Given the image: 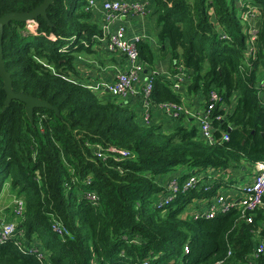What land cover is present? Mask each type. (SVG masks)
Wrapping results in <instances>:
<instances>
[{
  "label": "trees",
  "instance_id": "trees-1",
  "mask_svg": "<svg viewBox=\"0 0 264 264\" xmlns=\"http://www.w3.org/2000/svg\"><path fill=\"white\" fill-rule=\"evenodd\" d=\"M43 1L0 0V17ZM144 1L171 54V76L181 68L186 94L200 91L204 110L217 95L212 143L198 124L169 134L141 125L131 105L75 80L77 57L104 37L88 0H55L48 22H11L1 47L12 90L53 109L36 108L31 120L17 100L3 110L0 79V193L6 186L23 206L16 236L0 244V264H264V252L256 255L264 194L254 211L239 203L213 219L195 203L208 209L264 163V0ZM137 47L151 67L149 46ZM153 79L150 106L183 105L172 80ZM207 168L217 171L210 182L201 177L164 199L170 179L183 183Z\"/></svg>",
  "mask_w": 264,
  "mask_h": 264
},
{
  "label": "built area",
  "instance_id": "built-area-1",
  "mask_svg": "<svg viewBox=\"0 0 264 264\" xmlns=\"http://www.w3.org/2000/svg\"><path fill=\"white\" fill-rule=\"evenodd\" d=\"M89 10L97 6L96 1L88 0ZM103 21L105 27L108 28L109 25L117 21L122 17H134L136 15L144 14L148 11V1L144 0H102L100 3ZM32 22V21H31ZM30 23V22H28ZM30 26V25H29ZM107 51L111 53H117L126 62L127 68L124 71H120L116 74L114 82L107 87L108 93L118 99H126L129 95L140 94L142 99H144V105L147 110L150 109V105L147 102L153 89V77L160 75L154 70L146 72L147 65L141 59L140 53L135 45V41H131L125 35V30L123 28H118L114 32L109 33L105 39ZM173 77V88H179V85L183 83L184 74L181 68L177 69ZM144 76V78H143ZM143 82L141 83V80ZM141 85L136 91L135 86ZM264 85V84H263ZM207 108L202 114L195 116V120L199 126V131L201 137L208 143H212V127L210 125V111L213 109L214 104L218 101L217 95L214 92H210L207 98ZM166 115L172 118H179L181 115H192L187 110V108L181 107L175 104H162L158 105ZM144 121L149 124L148 113H145ZM226 140V135L223 137ZM115 152L114 150H111ZM125 155V154H123ZM254 174L251 179H247V183L239 190V195L241 198L238 200H227L223 196L216 198L214 204L208 207L199 215L202 218L212 219L217 213H225L236 205L241 203L243 212L244 211H254L255 208L260 206L261 197L264 194V163H255ZM201 176H192L183 183H179L176 179L172 178L164 186L166 194L164 199H172L175 195L181 191H186L192 189L197 181H199ZM242 212V213H243ZM198 217V215H196ZM12 223H7L5 226H0V244L11 240L16 236V227ZM264 252V247L259 245L256 249V255Z\"/></svg>",
  "mask_w": 264,
  "mask_h": 264
},
{
  "label": "crops",
  "instance_id": "crops-1",
  "mask_svg": "<svg viewBox=\"0 0 264 264\" xmlns=\"http://www.w3.org/2000/svg\"><path fill=\"white\" fill-rule=\"evenodd\" d=\"M95 1L97 3V6L93 7L90 10L91 19L101 26V28L103 29L102 31L104 37L102 39H98V44L93 45V47L91 48L93 52L83 53L77 57V74L75 77L76 79H74L88 86L100 97L108 98L109 93L107 91V87H109L114 82L115 76L118 72L126 70L127 64L125 60L117 53H111L107 51L105 39L109 33L114 32L118 28H123L125 30L126 37L131 41H135L136 47L140 43H144L149 46L152 53V62L150 64L151 67L148 68L147 66L148 69L146 70V72L148 73L149 70H154L161 76L172 80L173 76H171L172 73L170 71L172 66L171 54L169 53L168 48L164 46L166 42L163 45V43L158 40L159 30L156 26L154 16L155 11L151 3L148 2V11L146 13L136 15L134 17L119 18L117 21L112 22L108 28H106L100 7V3L102 0ZM142 82L143 79L141 80V83ZM141 83L135 86L136 91H138ZM184 89L185 88H183V85L181 83L179 85V88H174L171 91L174 94L176 93L182 95V104L187 108V110H189L191 114H193V117L198 114H202L206 105L202 93L198 91L196 93L193 92L190 94H186V91ZM258 97L264 103V91H260ZM119 101L124 104L131 105V107L134 109V112L137 114V121L139 124H146L144 121V116L145 113H148L149 124L146 125L155 126L164 133L169 134L181 125L190 127L193 124L195 127H197V122L196 120H194L195 118L192 119V115L190 116L191 118H184V120H180L178 118L169 117L159 106H150V109L147 110L146 106L144 105V101H141V95L138 93L129 95L126 99H121ZM183 105L180 106L184 107ZM244 170L245 169L243 168V171ZM208 173H210L211 175H207ZM216 174V170L207 168L203 173H201L200 176L202 178H207L204 181L210 182V179L213 178ZM253 174L254 169L252 168L249 173L248 180L251 179ZM240 188L241 187L237 185H233L228 189V191L220 190L219 192H221L222 196L224 197H230L231 199L235 198L237 200L242 196H239ZM214 200L212 199L211 202H214ZM195 203H198V206H200L201 208L200 210H207V203L201 201Z\"/></svg>",
  "mask_w": 264,
  "mask_h": 264
},
{
  "label": "water",
  "instance_id": "water-1",
  "mask_svg": "<svg viewBox=\"0 0 264 264\" xmlns=\"http://www.w3.org/2000/svg\"><path fill=\"white\" fill-rule=\"evenodd\" d=\"M55 0H44L43 3L29 13H8L0 17V79L3 83V91L6 95V100L4 102L3 110L6 109L9 103L12 100H17L24 104L25 112L29 120L32 119L33 110L36 108H45V109H53L48 104L31 97L29 95L23 93H14L11 85L10 75L6 72L5 66L2 58V38H3V30L7 27L11 22H23L28 23L36 20L38 17H42L45 21L48 22L46 11L48 7H50Z\"/></svg>",
  "mask_w": 264,
  "mask_h": 264
},
{
  "label": "rangeland",
  "instance_id": "rangeland-1",
  "mask_svg": "<svg viewBox=\"0 0 264 264\" xmlns=\"http://www.w3.org/2000/svg\"><path fill=\"white\" fill-rule=\"evenodd\" d=\"M178 170H179V167H178ZM163 178H167L166 175H164ZM248 178L249 176L247 177V179ZM241 184H245V182L241 181ZM228 189H229V186H225L223 188V191H228ZM19 199H20L19 197L17 198L15 196L14 192L7 191L6 186L4 187V189L0 193V226H5L10 220H12L11 222L13 223L14 227H16V224L18 221V218H16V216L20 215L23 211V206L21 205V202L18 201ZM185 208H186V211L190 210L191 204Z\"/></svg>",
  "mask_w": 264,
  "mask_h": 264
},
{
  "label": "clouds",
  "instance_id": "clouds-1",
  "mask_svg": "<svg viewBox=\"0 0 264 264\" xmlns=\"http://www.w3.org/2000/svg\"><path fill=\"white\" fill-rule=\"evenodd\" d=\"M197 176H199V175H197ZM233 185H230V187H232ZM244 186V185H243ZM242 188V187H241ZM240 188V189H241ZM240 196V195H239ZM224 197V196H223ZM216 200V199H215ZM231 200H235L236 201V199L235 198H233V199H231ZM238 200V199H237ZM215 202V201H214ZM206 219V218H205ZM213 219V218H212Z\"/></svg>",
  "mask_w": 264,
  "mask_h": 264
}]
</instances>
